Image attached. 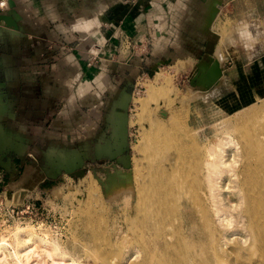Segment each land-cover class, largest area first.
Masks as SVG:
<instances>
[{"label":"crops","instance_id":"0c3cea01","mask_svg":"<svg viewBox=\"0 0 264 264\" xmlns=\"http://www.w3.org/2000/svg\"><path fill=\"white\" fill-rule=\"evenodd\" d=\"M221 1L9 0L12 7L0 12L7 17L0 20V195L12 193L24 203L56 182L87 156L85 141L80 150L68 149L76 137L82 141L79 129L97 132L103 121L116 131L109 138L114 145L98 131V156L123 155L131 100L125 90L136 72L127 79L114 55L120 37L140 42L152 35L155 19L166 62L209 54L217 21L229 20L242 44L222 53L224 65L231 64L217 83L239 76L240 83L255 85L226 97L238 101L233 110L246 105L241 100L262 99L264 40L254 43L251 29L264 33V0Z\"/></svg>","mask_w":264,"mask_h":264},{"label":"bare ground","instance_id":"6f19581e","mask_svg":"<svg viewBox=\"0 0 264 264\" xmlns=\"http://www.w3.org/2000/svg\"><path fill=\"white\" fill-rule=\"evenodd\" d=\"M219 13L220 7L216 19ZM214 67L220 75L205 81L209 87L222 76L223 67ZM168 89L150 87L152 106L140 118L133 173L115 180L102 202L86 201L93 213L97 207L107 210L110 202L122 221L116 219L110 231L99 216L96 256L88 242H73L94 264H264V110L208 126L186 111L187 122L180 94L174 86ZM37 232L15 224L0 236V264H87L75 245L69 250L58 235Z\"/></svg>","mask_w":264,"mask_h":264},{"label":"rangeland","instance_id":"374dc122","mask_svg":"<svg viewBox=\"0 0 264 264\" xmlns=\"http://www.w3.org/2000/svg\"><path fill=\"white\" fill-rule=\"evenodd\" d=\"M218 7L221 8L220 5H218ZM219 18L220 16L217 17V20ZM159 22V20L155 19V23H153L154 32L149 37H145V40L141 38L140 42L138 39L134 40L126 36L120 37L118 49L114 55L115 61H119L117 64L121 63L123 65L121 69L124 70L127 79L132 69L136 72L134 75L135 77L130 78L131 81L127 88L122 85L119 86L121 89L126 88V93L131 97L130 103L127 106L126 124L128 125L127 134L124 139L125 149L122 153L123 155L119 157L107 155L98 156L96 147L99 144L98 131H103L106 138L105 141L109 140L110 144L114 145L113 140L109 139L111 137L109 127L105 125L104 121L102 122L104 124L103 126H95L97 132H88L84 129H79L77 135L83 137L81 139L82 141H79V137H76V139L69 144L68 149L80 150V143L84 141L88 144L89 149L87 151H82V153L87 156L83 158L78 166H74L71 171L61 173L58 180L45 187V189L40 188L41 191L36 190L35 195L27 197L24 203L20 200V196H16L12 193L9 194L8 198H4L0 195V198L4 201L6 206H10L15 212L23 213V219L18 220L20 215L17 216L14 214V219H9L8 222V215L4 217L0 212V236H8L9 229L13 228L15 224L31 225L36 232L43 230L52 236L58 235L60 242L69 250H73L72 246L75 245L73 239L83 244H87L88 242V248L91 249V253L96 256L97 252H93L97 251L96 246L98 244L95 245L93 242H97L99 238L97 235V239L95 240L94 235L96 237V231L99 230L98 227L100 229L101 227L103 228V223L100 221L99 216H104L105 219L108 220L107 225L110 231L113 229V222H115L116 219L117 223L121 222L122 216L120 215L119 208L112 206L113 204L111 205L108 201H106L107 210H101L97 207L95 215L86 201L97 202V200H99V202H102L106 198L108 191L114 186L115 180L125 181L128 175L133 173L132 169H134L133 166L135 165L134 159L137 156L136 149L142 139L140 118L143 113L150 108L151 99L149 90L151 86L161 87V89L166 91L169 90L168 88L171 89V87L174 86L183 100L180 104V110L181 113H183L182 119H186L187 122L189 118H186V111L189 114L193 113V111L197 113L200 121L208 126L210 123L222 118H229V116H239L242 114L245 115V113L251 109L264 110V97L258 100H241V102H246V105L237 110H233V106L238 104V101L236 99H226V97L236 95L234 91L239 94L245 87L249 90L252 87L255 88V85L249 86L245 83H240L241 78L239 76L233 77L230 83L226 82L222 84L219 82L210 87L209 82H205L210 80L211 76L216 80L220 75L221 69L220 67H214L215 63L222 65V72L224 66L225 71L229 69L231 64L230 61L224 65L225 59L222 55L224 50L230 46L234 47L242 44L240 41V30L235 26L230 29L229 20L226 23H224V20L217 21L215 26V32L217 34H215V38L211 43V51H209V54H200L196 58L190 57L191 59L174 57L172 61L168 62L163 60L165 58L163 52L158 48L164 40V38L162 40L160 30H156V24ZM76 28L77 27H73V29ZM256 32L257 31L251 29V33L254 35V43L264 40V33H258L257 35ZM85 37L87 36H82V38ZM92 53L96 55L97 49H93ZM94 59L96 60L98 58L95 57ZM205 60L206 62L204 64L203 61ZM212 69L213 71H211ZM163 77L166 78V81H163ZM192 97L196 98L194 104L188 101V98L190 99ZM106 111L107 110L104 112V116L108 113V111ZM118 112L121 113V110H118ZM100 120H102L101 117ZM143 123H146V118ZM169 123L170 119H168L167 125H169ZM169 126H171V124ZM113 150L114 149H112V151ZM75 153L76 152H73V154ZM56 166L59 169L62 167L60 163H56ZM1 191H3L2 188H0V192ZM95 204L96 203H94V205ZM26 206H29L28 210H26ZM93 214L97 216L95 218L98 219H95ZM91 217L94 221H92ZM95 222L100 225H93ZM99 231L101 233L102 229ZM76 232L79 233L76 234ZM99 236H101V234H99ZM75 247L83 262L94 264L93 260H90L91 257L86 258L85 255H82L83 253L80 249L82 247L81 244H77L74 248Z\"/></svg>","mask_w":264,"mask_h":264},{"label":"built area","instance_id":"2783aa9c","mask_svg":"<svg viewBox=\"0 0 264 264\" xmlns=\"http://www.w3.org/2000/svg\"><path fill=\"white\" fill-rule=\"evenodd\" d=\"M8 9V2L7 0H0V12L4 11ZM29 209V206H26V210ZM0 212L2 213V215L4 217H6L8 215V222L9 219H14L13 215H20V217H18V220L23 219V213L22 212H15L13 208H10V206H6L4 201L0 198ZM7 222V220H6ZM22 223V222H20Z\"/></svg>","mask_w":264,"mask_h":264},{"label":"flooded vegetation","instance_id":"af4514ba","mask_svg":"<svg viewBox=\"0 0 264 264\" xmlns=\"http://www.w3.org/2000/svg\"><path fill=\"white\" fill-rule=\"evenodd\" d=\"M96 107H97V105H96ZM98 108V107H97ZM128 125V124H127ZM88 126V127H87ZM87 127V128H86ZM86 129L88 130V128L90 127V125H89V123H87V125H86ZM116 130H114V129H109V133L110 134H112L113 132H115ZM126 134H127V126H126V133H125V136L124 137H126ZM87 144V143H86ZM87 146V149H86V151L89 149V146H88V144L86 145ZM98 146H99V144L96 146L97 148H98Z\"/></svg>","mask_w":264,"mask_h":264},{"label":"water","instance_id":"95a60500","mask_svg":"<svg viewBox=\"0 0 264 264\" xmlns=\"http://www.w3.org/2000/svg\"><path fill=\"white\" fill-rule=\"evenodd\" d=\"M7 2H8V8L12 7L11 2H9V0H7ZM0 20H7V17H5V16H0ZM65 170H66V169H65ZM66 172H68V171L66 170Z\"/></svg>","mask_w":264,"mask_h":264}]
</instances>
